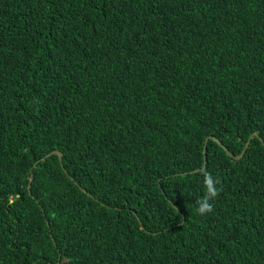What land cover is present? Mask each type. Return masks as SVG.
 Segmentation results:
<instances>
[{
	"label": "trees",
	"instance_id": "trees-1",
	"mask_svg": "<svg viewBox=\"0 0 264 264\" xmlns=\"http://www.w3.org/2000/svg\"><path fill=\"white\" fill-rule=\"evenodd\" d=\"M58 261L264 264V0H0V264Z\"/></svg>",
	"mask_w": 264,
	"mask_h": 264
},
{
	"label": "clouds",
	"instance_id": "clouds-1",
	"mask_svg": "<svg viewBox=\"0 0 264 264\" xmlns=\"http://www.w3.org/2000/svg\"><path fill=\"white\" fill-rule=\"evenodd\" d=\"M200 175L202 176L204 194L195 201V211L197 215L204 216L214 211L213 201L219 196L222 189L218 187L221 181L218 177L213 176L211 172L205 169L201 171Z\"/></svg>",
	"mask_w": 264,
	"mask_h": 264
},
{
	"label": "water",
	"instance_id": "water-1",
	"mask_svg": "<svg viewBox=\"0 0 264 264\" xmlns=\"http://www.w3.org/2000/svg\"><path fill=\"white\" fill-rule=\"evenodd\" d=\"M253 137H258V134H257V133H254V134L251 135L249 141L246 143V145H245L243 151H242L241 154H239V155H235V154H233L228 148H226V147L222 144V142H221L219 139H217V138H215V137H209V138H207L206 141H205V145H204V156H206V146H207V143H208V141L211 139V140H212L213 142H215L217 145H220V146L226 151V153H227L230 157H232L233 159H236V160H240V159H242V158L244 157V155H245V153H246V150L248 149V147H249V145H250V142H251V139H252ZM52 154H56V155H58V156L60 157V159H62V155H63V153H62L61 151H59V150H53V151H51L50 153H48L47 155H45V156H49V155H52ZM41 159L43 160L44 157H42ZM196 171H198V170H196ZM31 179H32V174L30 175L29 181H31ZM29 188H30V184L28 185V189H29ZM177 209H178V211H180L179 208H177ZM137 215H138V213H137ZM138 217L140 218L139 215H138ZM140 220H141V219H140ZM141 222H142V220H141ZM57 264H60V261H58Z\"/></svg>",
	"mask_w": 264,
	"mask_h": 264
}]
</instances>
